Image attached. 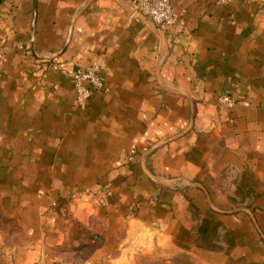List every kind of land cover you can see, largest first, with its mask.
I'll return each instance as SVG.
<instances>
[{"label":"crops","instance_id":"crops-1","mask_svg":"<svg viewBox=\"0 0 264 264\" xmlns=\"http://www.w3.org/2000/svg\"><path fill=\"white\" fill-rule=\"evenodd\" d=\"M170 4L158 29L135 0H0V210L21 264H103L140 229L200 264H264V0ZM94 65L104 88L80 108L72 74Z\"/></svg>","mask_w":264,"mask_h":264},{"label":"rangeland","instance_id":"rangeland-1","mask_svg":"<svg viewBox=\"0 0 264 264\" xmlns=\"http://www.w3.org/2000/svg\"><path fill=\"white\" fill-rule=\"evenodd\" d=\"M24 240L25 237L16 224L5 217L0 210V264H21L19 254ZM124 240L122 256L103 264H200L192 256L170 247L149 230H137ZM92 246L93 244L89 245L86 242L80 243V248H84L80 259L87 255ZM56 252L67 254L69 250L63 247L61 251Z\"/></svg>","mask_w":264,"mask_h":264},{"label":"built area","instance_id":"built-area-1","mask_svg":"<svg viewBox=\"0 0 264 264\" xmlns=\"http://www.w3.org/2000/svg\"><path fill=\"white\" fill-rule=\"evenodd\" d=\"M219 4H227L231 0H216ZM134 14L152 23L158 29H165L174 23L170 0H135ZM75 100L83 108L89 99L104 88L102 69L94 65L88 69L76 70L72 74ZM220 102L228 107L234 102L227 95L220 97Z\"/></svg>","mask_w":264,"mask_h":264},{"label":"trees","instance_id":"trees-1","mask_svg":"<svg viewBox=\"0 0 264 264\" xmlns=\"http://www.w3.org/2000/svg\"><path fill=\"white\" fill-rule=\"evenodd\" d=\"M80 235L83 236L84 238L83 237L81 238ZM71 238H77L79 240H83L84 242H86L89 245L93 244L92 248H94V246H95V244L93 242V239L90 238L89 235L86 232L80 230L79 228H75V233H72ZM92 248H90V250H92ZM79 249H81L80 245H79ZM82 249H84V248H82Z\"/></svg>","mask_w":264,"mask_h":264}]
</instances>
